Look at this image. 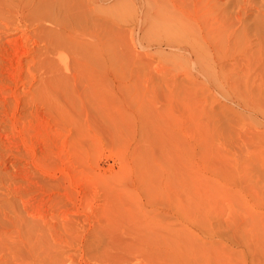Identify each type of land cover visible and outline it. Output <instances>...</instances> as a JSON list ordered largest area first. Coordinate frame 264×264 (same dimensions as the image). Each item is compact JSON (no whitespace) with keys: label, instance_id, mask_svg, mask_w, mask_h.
Segmentation results:
<instances>
[{"label":"rangeland","instance_id":"1","mask_svg":"<svg viewBox=\"0 0 264 264\" xmlns=\"http://www.w3.org/2000/svg\"><path fill=\"white\" fill-rule=\"evenodd\" d=\"M23 1L0 0L2 27ZM104 2L12 31L29 55L0 101V264H264V0H213L223 51L200 63L145 0Z\"/></svg>","mask_w":264,"mask_h":264},{"label":"bare ground","instance_id":"2","mask_svg":"<svg viewBox=\"0 0 264 264\" xmlns=\"http://www.w3.org/2000/svg\"><path fill=\"white\" fill-rule=\"evenodd\" d=\"M21 1V0H20ZM29 2V4L30 5H27V3H24V1L22 2V3H24L26 6H31V7H28V9H27V11H24V10H21L20 9V7L19 8H17L18 6V4H19V2L18 3H16L17 5H15V7L17 8H9V9H14L12 12L13 13H10L11 12V10H9V11H7V12H9L10 14L8 15V17L7 16H3L4 18H7L8 20H9V22H6L5 24H7L8 26L10 25V27H14L13 29L14 30H11V28L10 27H8L7 25H5L4 23V26L2 27L1 26V23H0V42L2 41L3 42V40L4 39H6L5 40V42H6V44H8L6 47H10L9 49L8 48H6L4 45H5V43L3 44H1L2 46H0V59H4L3 60V62H5V63H3V67H1L0 68V94H1V97H0V101H1V103H2V106H4V105H7L6 103H9V101H7V99L9 98H6V95L7 94H5L7 91H5L6 89H4L3 87H5L6 86V83L4 82V81H6V82H9V81H14V77L16 78V75L17 76H19V78L21 77V64H22V62L23 61H25V60H23L24 59V57L25 56H27V55H29V50L28 51H25V49H20L19 50V45H20V48H21V44L22 43H18L19 41L18 40H20L19 39V37L17 36H15V37H13L12 35V31H19L20 30V27L22 28V26H26L27 27V25H33V26H38V27H36V28H41V27H43V25L45 24V23H48V24H59V23H61V22H63L64 21V25L63 26H65L66 28H68L67 26V24L69 23V21L67 22V24H66V16H67V14H66V12H68L67 10L69 9V8H72L73 6H75L74 8H76L77 6H76V3H78V2H80V3H82L83 5V7L82 8H84L85 6H86V8H89L88 6H90V8L93 6V4L95 5V4H98V3H102V5H103V2L104 1H106V0H47L48 2L50 1V3H52L51 4V6L49 7V8H46V9H44L45 8V5H43V4H50V3H42L40 0H38V2H37V0H36V2L37 3H35V1H33V5H31V0H28ZM125 1V0H124ZM128 1V0H127ZM146 1V5H150L151 6V8H153V9H155V10H153L152 9V11L154 12H156V14H155V12H154V14H155V16H154V18L156 19V22H159L160 23V19H162L163 21L162 22H166L165 23V28H166V25L167 26H169V28L164 32V34H162L161 36V38H163V37H165V35H166V33L168 34L167 35V38L169 39V41H167V42H165L166 40H168V39H166V38H163V39H165V41H164V44L166 43V45L168 46V44H169V46L171 47V48H174V49H176V50H178V51H185L184 53H185V55L188 53V55H186L187 57L189 56V54L190 55H194L195 56V60H197V58L198 57H201L202 55H203V53H205V52H207V53H210V55L211 54H214V53H217V51L218 50H222V49H220V48H217L216 49V47H215V44H214V51H213V49L209 46V42H212V40L213 41H215V40H217V39H220L222 36H224L225 35V30H226V26H225V22H224V20H222L223 21V23H222V21H220V19L223 17L222 16V14L221 15H219V13H221V12H219L218 14H215V13H212V14H209L210 12L209 11H211L210 9L211 8H214V5H215V3H213V0L211 1V0H167V4H165V5H163V4H161L158 0H145ZM156 1H158V2H156ZM25 2H27V0H25ZM54 2V3H53ZM143 2H144V0H143ZM209 2H212V4H210ZM217 2V1H216ZM247 2V1H246ZM105 3V2H104ZM107 3V2H106ZM120 3V2H119ZM250 3V2H249ZM15 4V3H14ZM20 4H21V2H20ZM145 4V3H144ZM25 5H23L24 7H25ZM46 5V6H47ZM99 5V4H98ZM236 5V4H235ZM239 5V4H238ZM14 6V5H13ZM67 7V9H65V7ZM100 7H103V6H101V4L99 5ZM121 6V5H120ZM120 6H117L116 8H118V7H120ZM219 6V5H218ZM225 6V5H224ZM232 6V5H231ZM235 7V6H234ZM238 7V6H237ZM21 8L23 9V7L21 6ZM26 8V7H25ZM80 8H81V5H80ZM79 8V6H78V10L80 9ZM81 8V9H82ZM94 8H99V7H97V5H96V7L94 6ZM215 8H217V6L215 7ZM221 8V7H220ZM236 8V7H235ZM234 8V9H235ZM255 8V7H254ZM85 9V8H84ZM84 9H82V11L84 10ZM103 9V8H102ZM102 9H98L99 11L97 12V10L95 11L96 13H99L100 12V19H99V21L100 22H103L104 20L103 19H106V18H102V16L104 17V13H105V9L104 10H102ZM147 9V8H146ZM218 9V8H217ZM216 9V10H217ZM29 10V11H28ZM77 10V9H76ZM93 10V9H92ZM91 10V11H92ZM213 10V9H212ZM229 10V9H228ZM246 10V9H245ZM46 11V12H45ZM75 11V9L73 10V12ZM82 11L80 12V13H82ZM94 11V10H93ZM102 11H104V13L102 12ZM151 11V10H150ZM215 11V10H214ZM213 11V12H214ZM235 11V10H234ZM256 11V10H255ZM6 12V13H7ZM27 12V14H28V16L27 15H25V13ZM61 12H63V15H61ZM83 12H85V11H83ZM89 12L90 11H88V13H87V15L89 14ZM236 12V11H235ZM22 13H24V15H21ZM77 13V12H76ZM76 13L74 14V15H76ZM103 13V15L101 16V14ZM237 13V12H236ZM235 13V14H236ZM4 14V13H3ZM69 14L71 15V13L69 12ZM78 14V13H77ZM84 15L86 14V13H83ZM82 14V15H83ZM93 14V13H92ZM230 14V13H229ZM246 14V13H245ZM5 15H7V14H5ZM80 15V14H79ZM91 15V14H90ZM98 15V14H97ZM30 16V17H29ZM92 17H93V15H91ZM143 16V15H142ZM220 16H222V17H220ZM235 16V15H234ZM239 16H240V14H239ZM68 17H69V15H68ZM72 17H74V16H71V18ZM79 17V16H78ZM82 17V16H81ZM84 17V16H83ZM85 17H87L86 15H85ZM89 17V16H88ZM94 17H95V15H94ZM99 17V15L97 16V18ZM240 17H242V16H240ZM70 18V17H69ZM68 18V19H69ZM74 18H76V17H74ZM96 18V17H95ZM94 18V19H95ZM96 18V19H97ZM142 18V17H141ZM153 18V19H154ZM225 18V17H224ZM1 19V18H0ZM78 19V18H77ZM82 19V18H81ZM86 19V21H88L87 20V18H85ZM154 19V20H155ZM3 22H4V20H6V19H1ZM70 20V19H69ZM72 20H75V19H73L72 18ZM98 20V19H97ZM143 20H144V18H143ZM159 20V21H158ZM233 20H234V17H233ZM76 21V20H75ZM78 21H79V19H78ZM94 21V20H93ZM96 21V20H95ZM106 21V20H105ZM236 21V20H235ZM240 21V20H239ZM239 21H237V22H239ZM1 22V21H0ZM90 22H92V21H90ZM236 22V24H238ZM254 22H255V20H254ZM254 22H253V25H254ZM77 23V22H76ZM155 23V22H154ZM154 23L152 24V26L154 25ZM228 23V22H227ZM257 23V22H256ZM2 24V25H3ZM72 24H74V22H72ZM78 24V23H77ZM99 24V23H98ZM161 24V23H160ZM160 24H159V26H160ZM228 24H230V23H228ZM29 25V26H30ZM67 25V26H66ZM70 26H71V23L69 24ZM102 25H103V23H102ZM163 26H164V23L162 24ZM235 25V24H234ZM241 25V24H240ZM44 26H46V25H44ZM154 26H156V25H154ZM216 26H222L223 28L225 27V30H223L224 31V35L221 33V31H220V33L217 31V27ZM48 27V26H47ZM53 27L55 28V26L53 25ZM228 27V26H227ZM254 27H256V25L254 26ZM253 27V28H254ZM27 28H29V27H27ZM39 28V29H40ZM44 28V27H43ZM56 28H60V27H58V26H56ZM156 28V27H155ZM161 28V30H162V26L161 27H159V29ZM164 27H163V30L165 29ZM242 28V27H241ZM261 28V27H260ZM259 28V29H260ZM51 29V28H50ZM49 29V30H50ZM62 29H64V28H62ZM70 29V28H69ZM228 29V28H227ZM240 29V28H239ZM22 30H23V32H25L26 30H25V27H24V29H21L20 31L22 32ZM25 30V31H24ZM47 30V29H46ZM45 30V31H46ZM48 30V31H49ZM52 30V29H51ZM60 30V29H59ZM67 30V29H66ZM72 30V29H71ZM71 30H69V32L68 33H71L70 31ZM157 30V29H156ZM219 30V29H218ZM238 30V29H237ZM53 32H52V35H53V33H54V30H52ZM160 31V30H159ZM222 31V32H223ZM22 32V34H25V33H23ZM28 32V31H27ZM44 32V31H43ZM50 32V31H49ZM62 32V31H61ZM64 32H66L65 30H64ZM234 32H236V30H234ZM262 32V31H261ZM56 33V32H55ZM63 33V32H62ZM163 33V32H162ZM220 35H219V34ZM262 33H264V32H262ZM17 34V33H16ZM27 34V33H26ZM29 34V33H28ZM221 34H222V36H221ZM15 35V34H14ZM17 35H19V33L17 34ZM59 35H61V34H59ZM158 35V34H157ZM160 35V34H159ZM164 35V36H163ZM232 34H229V35H227L228 36V38H229V36H231ZM245 35V34H244ZM262 35V34H261ZM22 36V35H21ZM29 36V35H28ZM42 36V35H41ZM227 36H225V37H227ZM234 36V35H233ZM236 36V35H235ZM44 38H45V35L43 36ZM47 37V36H46ZM56 37V36H55ZM157 37V36H156ZM160 37V36H159ZM20 38H22V37H20ZM51 38H53V37H48V39H50L51 40ZM236 38V37H235ZM246 38V37H245ZM36 39H38V38H36ZM42 39V38H41ZM212 39V40H211ZM223 39V38H222ZM23 40V39H22ZM39 40V39H38ZM55 40V39H54ZM211 40V41H210ZM223 40H225V39H223ZM222 40V42H224ZM219 41V40H218ZM257 41V40H256ZM262 41H264V40H262ZM40 42V41H39ZM38 42V43H39ZM44 42V41H43ZM57 42V41H56ZM158 42H161V41H158ZM163 42V41H162ZM229 42H230V40H229ZM44 43H48V41L47 42H44ZM58 43V42H57ZM219 43V42H218ZM231 43V42H230ZM25 44V43H24ZM54 44H55V42H54ZM163 44V43H162ZM203 44H206L207 46H208V51H205V48L203 49V47H202V45ZM222 44H224V43H222ZM28 45V44H27ZM52 45V44H51ZM60 45V44H59ZM159 45V44H158ZM236 45V44H235ZM256 45V44H255ZM259 45V44H258ZM25 46V45H24ZM45 46V45H44ZM168 46V47H169ZM217 46V45H216ZM224 46V45H223ZM225 46H226V44H225ZM233 46H234V44H233ZM23 47V46H22ZM28 47V46H27ZM56 47V46H55ZM55 47L53 48V50H52V48L51 47H47V49L45 48H42V52H44L43 54H44V56L47 58V56H49L50 55V53H51V51H50V49L52 50V51H54V49H55ZM169 47V48H170ZM218 47V46H217ZM236 47H237V45H236ZM239 47V46H238ZM261 47H264V45H262ZM26 48V47H25ZM48 48H50V49H48ZM58 48V47H57ZM257 48V47H256ZM168 49V48H167ZM182 49V50H181ZM228 49V48H227ZM236 49V48H235ZM32 50V49H31ZM36 50V49H35ZM39 50V49H38ZM48 50V51H47ZM56 50V49H55ZM215 50H216V52H215ZM252 50V49H251ZM34 51V50H33ZM37 51V50H36ZM169 51H172V50H169ZM178 51H175V52H177L178 53ZM223 51V50H222ZM227 51V50H226ZM249 51V50H248ZM261 51V50H260ZM32 52V51H31ZM35 52V51H34ZM38 52V51H37ZM225 52V51H224ZM256 52V51H255ZM47 53V54H46ZM52 53H54V52H52ZM172 53V52H171ZM180 53V52H179ZM183 53V52H182ZM182 53H180V54H182ZM183 53V54H184ZM207 53H205V56H206V54ZM222 54H224L223 52H221ZM261 53V52H260ZM35 54V53H34ZM42 54V53H41ZM174 54V53H173ZM47 55V56H46ZM52 55V54H51ZM50 55V56H51ZM215 55V54H214ZM231 55H232V53H231ZM258 55V54H257ZM256 55V57H258L259 58V56H257ZM262 55V54H261ZM36 56H38V58L39 57H41V55L39 56V54L38 55H36ZM208 56H209V54H208ZM212 56V55H211ZM217 56V55H216ZM216 56H214V57H216ZM32 57V56H31ZM35 57V56H34ZM45 57H43V59L45 58ZM186 57V58H187ZM252 57V56H251ZM33 58V57H32ZM45 58V59H46ZM51 58H52V56H51ZM184 58V57H183ZM193 58V57H192ZM191 58V59H192ZM203 58H205L204 56H203ZM209 58V57H208ZM207 57L205 58L206 60H209V59H211V58H209L208 59ZM213 58V57H212ZM226 58V57H225ZM250 58V57H249ZM253 58H255L254 57V55H253ZM34 59V58H33ZM48 59V58H47ZM49 59H50V57H49ZM189 59H190V57H189ZM188 58H187V60H189ZM202 59V58H201ZM214 59V60H213ZM212 59V61H210L211 63L214 61H216L215 59H217V57L216 58H213ZM257 59V58H256ZM260 59V58H259ZM258 59V60H259ZM31 60V59H30ZM53 60V59H52ZM195 60H192L190 63H191V65L192 64H195L196 63V61ZM225 60V59H224ZM240 60V59H239ZM249 60V59H248ZM252 60H254V59H252ZM1 62H2V60H0ZM15 61V62H14ZM32 62H33V60H31ZM39 61V62H38ZM46 61V60H45ZM45 61H43V60H41V58H40V60H37L36 62V64H37V73L39 72V74H40V76L42 75L41 73H43V70L44 69H42V72H41V68H43V65H45V64H43ZM190 61V60H189ZM195 61V62H194ZM197 61H199V59L197 60ZM205 61V60H204ZM242 61H244V59H242L241 60V62ZM7 62V63H6ZM47 62V61H46ZM49 62V61H48ZM50 62H51V60H50ZM188 62V61H187ZM200 62H202V60L201 61H199V63ZM207 63H208V61H206ZM209 62V63H210ZM245 62V61H244ZM254 62V61H253ZM258 62V61H257ZM262 62H264V61H262ZM13 63H16V64H14L13 65ZM198 63V64H199ZM203 63H205V62H203ZM207 63H205V64H203V65H205L206 67H205V69L203 68V67H201V65L199 66L197 63H196V65L197 66H199L200 67V70H201V68H203L202 70H204L203 72H204V74H205V78H206V80H207V82L208 83H213L212 85H219V83H220V81H221V79H220V77H219V75L217 76V73H215V70H214V67H212V65H211V70L209 71L208 69H207V65H209V64H207ZM217 63V62H216ZM2 64V63H1ZM207 64V65H206ZM213 64V63H212ZM215 64V63H214ZM213 64V65H214ZM225 64V63H224ZM240 64V63H239ZM262 64V63H261ZM15 65L17 66L18 65V67H17V71L16 70H14V69H11V68H14L15 67ZM49 66H50V63L48 64ZM195 65V66H196ZM202 65V66H203ZM250 65V64H249ZM13 66V67H12ZM34 66V65H33ZM36 66V65H35ZM49 66L47 67V69L49 68ZM186 66H187V64H186ZM216 66V65H215ZM225 66H226V64H225ZM224 66V67H225ZM244 66V65H243ZM250 66H253V65H250ZM249 66V67H250ZM261 66V65H260ZM260 66H259V68H260ZM6 67V68H5ZM22 67H24V66H22ZM190 67V66H189ZM16 68V67H15ZM36 68V67H35ZM194 68V67H193ZM197 68V67H196ZM210 68V67H209ZM218 68H220V67H218ZM226 68V67H225ZM4 69H5V76L3 75V71H4ZM51 69V68H50ZM190 69V68H189ZM207 69V70H206ZM235 69V68H234ZM243 69H244V67H243ZM247 69V68H246ZM261 69V68H260ZM29 70V69H28ZM31 70V69H30ZM256 70V69H255ZM257 70H258V68H257ZM24 71V70H23ZM46 71V70H45ZM48 71V70H47ZM50 71V70H49ZM52 71H53V69H52ZM197 71H199V69H197ZM220 71V70H219ZM239 71H241V70H239ZM242 71H244V70H242ZM250 71V70H249ZM262 71H264V70H262ZM34 72V71H33ZM33 72H30V73H32L33 74ZM201 72V71H200ZM23 73V72H22ZM45 73V72H44ZM195 73H197V72H195ZM237 73V72H236ZM246 73V72H245ZM251 73V72H250ZM23 74H25V73H23ZM27 74V73H26ZM198 74H200V73H198ZM221 74V73H220ZM239 74V73H238ZM29 75V74H28ZM53 75V74H52ZM223 75V74H222ZM32 76V75H31ZM203 76V75H202ZM25 76L23 75V77H21V78H24ZM32 77H34V75L32 76ZM38 77H39V75H38ZM26 78V77H25ZM222 78V77H221ZM231 78V77H230ZM259 78V77H258ZM29 79V78H28ZM33 79V78H32ZM34 79H35V77H34ZM33 79V80H34ZM238 79H239V77H238ZM16 80V79H15ZM18 81H19V79H17ZM26 80V79H25ZM39 80V79H38ZM22 81V80H21ZM27 81V80H26ZM228 81V80H227ZM237 81V80H236ZM258 81V80H257ZM17 82V81H16ZM15 83V82H14ZM13 83V84H14ZM18 83V82H17ZM20 83V82H19ZM10 84V83H9ZM39 84V83H38ZM221 84H222V81H221ZM236 84V83H235ZM18 85V84H17ZM16 85V86H17ZM32 85V84H31ZM7 86H9V89H10V85H7ZM39 86V85H38ZM38 86H36V87H38ZM229 86V85H228ZM36 87H34L35 89H36ZM6 88V87H5ZM16 88V87H15ZM224 88V87H223ZM8 89V88H7ZM13 89V88H12ZM38 89H40V87L38 88ZM36 91V90H35ZM40 90H38V92H39ZM17 92V91H16ZM19 92V91H18ZM37 92V91H36ZM8 93H12V94H9V95H14V94H16V93H14V90H9L8 91ZM40 94V93H39ZM5 95V96H4ZM18 95V94H17ZM8 96V95H7ZM13 97V96H12ZM13 98H15L16 99V97L14 96ZM12 98V99H13ZM9 100V99H8ZM14 100V99H13ZM38 100V99H37ZM46 100V99H45ZM44 100V101H45ZM25 101H26V99H25ZM43 101V102H44ZM48 101V100H47ZM28 102V101H27ZM26 103V102H25ZM48 103V102H47ZM9 104H11V103H9ZM50 104V103H49ZM25 105V104H24ZM20 106H22V105H20ZM28 106V105H27ZM36 106V105H35ZM6 107V106H5ZM8 107V106H7ZM39 107V106H38ZM10 108V107H9ZM50 108V107H49ZM21 109V108H20ZM53 109V108H52ZM4 110V109H3ZM11 110V109H10ZM9 110V111H10ZM35 110V109H34ZM0 111H2L1 109H0ZM8 111V112H9ZM27 111H28V109H27ZM31 111V110H30ZM7 112V111H6ZM6 112H5V114H6ZM22 112H24V111H22ZM33 112V111H32ZM25 113V112H24ZM28 112H26V114H27ZM10 114H12V113H10ZM37 114V113H36ZM28 115V114H27ZM4 116H6V115H4ZM11 116V115H10ZM9 116V117H10ZM17 116V115H16ZM26 116V115H25ZM8 117V116H7ZM29 117V116H28ZM1 118V117H0ZM13 118V117H12ZM4 119V118H3ZM8 120V123L9 122H11V121H13V120H11V121H9V119H7ZM2 121V120H1ZM18 121V120H17ZM16 122V121H15ZM6 123V122H5ZM21 123H23V122H21ZM12 124V123H11ZM7 125H9V124H7ZM12 127V126H11ZM13 127H14V124H13ZM20 127V126H19ZM15 128V127H14ZM10 129V128H9ZM5 133V132H4ZM9 133V132H8ZM4 135H6V134H4ZM7 136V135H6ZM3 137H5V136H3ZM2 138V137H1ZM5 139V138H4ZM1 143H2V141H1ZM4 144V143H3Z\"/></svg>","mask_w":264,"mask_h":264}]
</instances>
